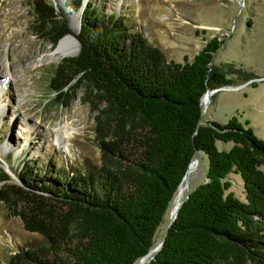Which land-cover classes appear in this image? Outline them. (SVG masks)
Instances as JSON below:
<instances>
[{
	"label": "trees",
	"instance_id": "1",
	"mask_svg": "<svg viewBox=\"0 0 264 264\" xmlns=\"http://www.w3.org/2000/svg\"><path fill=\"white\" fill-rule=\"evenodd\" d=\"M32 5L37 32L55 46L72 32L66 7L81 11L80 52L57 65L51 87L66 106L85 88L98 112L101 161L51 176L25 163L18 180L2 170L0 202L45 239L17 250L8 264H137L156 246L198 153L207 156V180L191 191L148 264H264V139L239 115L202 121L205 93L235 82L214 65L219 36L176 62L131 29L127 15L85 0ZM232 173L243 180L244 199L230 190Z\"/></svg>",
	"mask_w": 264,
	"mask_h": 264
},
{
	"label": "rangeland",
	"instance_id": "2",
	"mask_svg": "<svg viewBox=\"0 0 264 264\" xmlns=\"http://www.w3.org/2000/svg\"><path fill=\"white\" fill-rule=\"evenodd\" d=\"M53 1L58 6H66L65 0ZM85 2L98 6L106 14L127 15L131 29L143 32L169 60L176 62H184L187 57L191 60L206 39L219 36L223 43L214 55V65L225 70L235 82L209 95L208 101L204 100L202 121L224 124L239 115L264 139V0ZM33 3L34 0H0V173L4 170L15 180L25 163L35 172L47 171L51 176L62 168L70 175L77 170L94 169L101 161L95 139L98 112L88 101L85 88H78L67 106L55 99L51 82L57 65L65 57L54 55L55 45L37 32L40 24L35 21ZM66 9L70 34L76 37L81 11ZM19 10L22 13L17 16ZM77 41L73 38L68 45L75 47ZM15 45L24 46V50L13 51ZM29 58L33 61L29 62ZM41 58L45 60L39 62ZM6 62L10 64V76L3 70ZM247 75L254 76L244 80ZM66 117L75 123L69 138L59 136L54 129ZM218 146L231 144L218 141ZM195 158L196 165L190 175L191 190L207 180V156L198 153ZM228 179L232 182L230 190L244 199L241 177L232 173ZM177 193L157 232L156 244L163 240L172 211L177 207ZM187 193L188 189L183 198ZM44 244L41 234L27 231L21 218L0 202V264H8L11 255L19 249Z\"/></svg>",
	"mask_w": 264,
	"mask_h": 264
},
{
	"label": "bare ground",
	"instance_id": "3",
	"mask_svg": "<svg viewBox=\"0 0 264 264\" xmlns=\"http://www.w3.org/2000/svg\"><path fill=\"white\" fill-rule=\"evenodd\" d=\"M21 10H19V12L17 13V16H19V14H21L22 12H20ZM0 21L2 22V19H0ZM76 27V26H75ZM74 27V28H75ZM0 35H1V29H0ZM76 39L75 35L74 34H69L67 35L66 37H64L58 44L57 46H55V49H53V53L54 55H60L62 57H67V56H76L78 55V53L80 52V44L79 42L77 41V45L75 47H72L70 45H68V42H72V40ZM23 48L24 50V46H20V45H15L14 48H13V51L15 50H21ZM29 62H32L33 60L32 59H27ZM45 60L44 59H39V62ZM4 67H3V70H4V73L9 75L10 76V64H8V62L4 63L3 64ZM27 66H29L30 64H26ZM3 73V75H4ZM0 74H2V72L0 71ZM6 75V76H7ZM13 75V77L15 78V75L14 74H11V76ZM1 76V75H0ZM5 76V77H6ZM7 80V79H6ZM210 98H209V95L205 97L204 100L208 101ZM75 126V123L74 122H70L69 118H64L62 122L58 123L55 125L54 129L56 131V133L59 135V136H63L64 138H69V135L73 133L72 131V127ZM74 130V128H73ZM67 147L69 149V143H67ZM196 160V158H195ZM196 165V161H194V167ZM187 185H186V182L184 183V185L182 184L180 189L178 190V193H177V197H176V206L179 205V203L182 201L183 199V196L184 194L186 193L187 191ZM174 210V209H173ZM174 211H172V213H174Z\"/></svg>",
	"mask_w": 264,
	"mask_h": 264
},
{
	"label": "water",
	"instance_id": "4",
	"mask_svg": "<svg viewBox=\"0 0 264 264\" xmlns=\"http://www.w3.org/2000/svg\"><path fill=\"white\" fill-rule=\"evenodd\" d=\"M60 42V41H59ZM80 44V42H79ZM80 48H81V44H80ZM230 87V86H229ZM226 87H221V88H217V89H209L205 95L203 96V99H202V104H204V99L206 96L208 95H211V94H214L216 92H218L219 90L221 89H224ZM205 107L203 105V108H202V111H204ZM194 161H195V158L190 162L189 166H188V169L186 171V174L178 188V190L180 189L181 185L186 182V185L188 186V193L186 195L185 198L182 199V201L179 203V205L176 207L175 209V212L171 214V219H170V222L167 226V229H166V232H165V236L167 234V231H168V228L172 225V223L176 220L178 214H179V210L180 208L182 207V205L184 204V202L186 201V199H188L190 193H191V188H190V175H191V172L193 171L194 169ZM164 245V240H162L160 243L156 244V246L154 248H152L150 250V252L148 254H146L144 257H142L137 264H148L153 258L154 256L156 255V253L163 247Z\"/></svg>",
	"mask_w": 264,
	"mask_h": 264
}]
</instances>
